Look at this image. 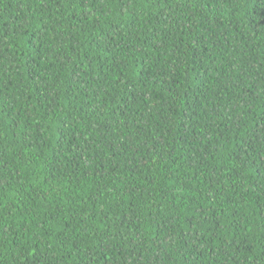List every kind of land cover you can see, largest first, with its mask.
Segmentation results:
<instances>
[{"label":"trees","instance_id":"16d2710c","mask_svg":"<svg viewBox=\"0 0 264 264\" xmlns=\"http://www.w3.org/2000/svg\"><path fill=\"white\" fill-rule=\"evenodd\" d=\"M0 264H264V0H0Z\"/></svg>","mask_w":264,"mask_h":264}]
</instances>
